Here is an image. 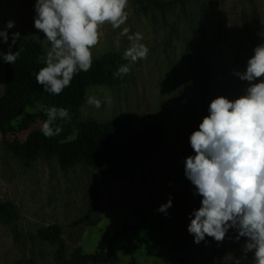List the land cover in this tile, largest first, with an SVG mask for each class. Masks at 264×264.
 Returning <instances> with one entry per match:
<instances>
[{"label": "rangeland", "instance_id": "rangeland-1", "mask_svg": "<svg viewBox=\"0 0 264 264\" xmlns=\"http://www.w3.org/2000/svg\"><path fill=\"white\" fill-rule=\"evenodd\" d=\"M34 4L0 0V29L9 36L0 51H9L16 32L13 53L29 39L46 48L44 34L34 27ZM126 11L123 27L143 34L148 57L127 61L131 71L123 83L88 88L87 97L99 99L101 107L86 100L79 118L139 127L158 121L164 143L130 177L118 179L80 162L62 168L56 155L41 151L23 159L8 143L25 140L29 131L0 132V264H65L56 260L55 243L29 236L49 225L59 226L66 259L99 248L118 254L115 261L71 264H253L254 253L245 257L246 238L236 241V229L223 242H194L189 217L202 197L194 194L184 161L195 154L189 137L209 115L211 101L245 94L247 82L236 72L245 71L255 47L264 44V0H129ZM9 20L15 22L11 29ZM119 32L100 26L93 60L108 52L123 55L130 42ZM6 64L0 58V98ZM169 197L168 214L157 212Z\"/></svg>", "mask_w": 264, "mask_h": 264}, {"label": "clouds", "instance_id": "clouds-1", "mask_svg": "<svg viewBox=\"0 0 264 264\" xmlns=\"http://www.w3.org/2000/svg\"><path fill=\"white\" fill-rule=\"evenodd\" d=\"M129 0H35L34 27L41 31L46 42L45 55L38 61L46 66L36 72V83L53 96L61 95L71 86L80 72H88L93 65V52L100 39V26L110 25L127 37L129 47L123 59L135 64L146 60L150 49L142 43L141 32L123 27L128 20L126 6ZM15 22L9 20L6 28ZM0 43L9 36L0 29ZM20 33L12 35V45ZM0 51L4 63L14 64L20 51ZM131 71L129 65H120L114 77ZM247 82L245 94L236 99L219 96L209 105V115L191 133L189 143L194 155L184 161L185 176L194 185V194L202 197L201 206L190 214L188 232L200 244L206 237L223 242L229 229H236L245 257L254 253L253 264H264V44L254 49L247 60L246 70L236 72ZM259 80V82H257ZM87 103L96 108L101 101L87 97ZM47 119L41 132L46 138L61 133L53 127L57 119H70L68 110L60 107H43ZM172 198L156 210L168 214ZM237 264L240 261L237 260Z\"/></svg>", "mask_w": 264, "mask_h": 264}, {"label": "trees", "instance_id": "trees-1", "mask_svg": "<svg viewBox=\"0 0 264 264\" xmlns=\"http://www.w3.org/2000/svg\"><path fill=\"white\" fill-rule=\"evenodd\" d=\"M45 49L39 41L29 39L16 62L6 64L5 92L0 98V132L6 136L29 131L25 140L10 141L9 148L23 159H33L41 151L47 156L56 155L62 168L80 162L118 179L130 177L157 147L163 145V124L152 121L145 127H139L120 119L98 122L79 118L80 109L87 100V89L97 85L116 86L123 83L127 75L114 77L113 73L120 65H126L127 60L119 53H105L93 60L90 71L77 74L71 86L65 88L61 95L53 96L36 83L34 75L46 66L38 61L41 55L46 54ZM53 106L67 109L70 119L58 118L53 127L60 126L61 133L46 138L40 130L47 119L41 109ZM28 109L32 111L27 112ZM4 208L0 206V210ZM29 236H38L55 243L56 260L60 263H97L100 260L118 259L117 252L112 248H99L94 253L78 252L71 259H66L61 230L56 225L39 229Z\"/></svg>", "mask_w": 264, "mask_h": 264}]
</instances>
